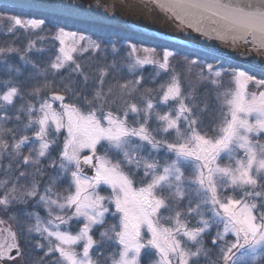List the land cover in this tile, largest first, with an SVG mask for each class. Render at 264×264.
Masks as SVG:
<instances>
[{"label":"snow or ice","instance_id":"obj_1","mask_svg":"<svg viewBox=\"0 0 264 264\" xmlns=\"http://www.w3.org/2000/svg\"><path fill=\"white\" fill-rule=\"evenodd\" d=\"M152 2L188 29L264 61V0ZM0 21L9 34L47 31L60 44L44 68L29 58L33 49L43 51L36 40L23 50L14 41L0 46V169L7 177L0 208L24 205L21 215L32 221L19 238L0 228L7 232L0 261L22 255L36 234L35 247L51 264H200L210 252L212 264H264V71L130 43L122 63L134 79L105 89L109 73L101 69L89 98L67 83L61 91L55 74L70 70L87 82L75 54L110 48L118 55L115 43L46 29L45 19L0 14ZM14 55L33 73L23 77L10 65ZM146 65L161 81H145ZM193 75L217 89L225 77L231 85L219 91L220 111L208 124L206 106L186 103L183 80ZM29 203L46 215L27 211ZM9 219L22 224L16 214Z\"/></svg>","mask_w":264,"mask_h":264},{"label":"trees","instance_id":"obj_2","mask_svg":"<svg viewBox=\"0 0 264 264\" xmlns=\"http://www.w3.org/2000/svg\"><path fill=\"white\" fill-rule=\"evenodd\" d=\"M0 14L3 15H14L19 16L22 18H32V19H45L46 20V29H55V28H64L66 31L69 32H77L81 33L83 35L91 37L93 40L101 42L103 45H109L111 43H115L117 45V48H120L122 46H127L130 43H135L142 47H154L157 48V50H161L163 48H169L174 51L180 52L182 55H189L193 58H196L197 54H199V57L202 58L204 61L209 63H214L218 65H223L224 67H227L229 65H237L238 63L219 58L217 56L195 50L189 47H185L182 45L174 44L172 42H168L159 38H155L149 35H145L142 33H138L135 31H131L128 29L112 26V25H106L102 23L97 22H91V21H85L75 18H69L65 16L60 15H54L49 13H44L40 11H33V10H25L17 7L12 6H6V5H0ZM25 30H19L15 33V35H10L7 32V25L2 23L0 21V46L4 45L5 42H15V47L20 48L23 50L25 47H27L29 40H36V47L42 48L43 50L49 49V46L46 48L47 43L54 41L52 38V34L44 31V32H38V30H34L35 33L31 34L32 32L28 33V40H25L24 35ZM37 32L39 36H45L46 38L41 41L37 38ZM58 44V43H57ZM110 49V48H108ZM46 52V50H45ZM113 55L106 56V57H99L96 55H77V62L81 64V67L84 71V73L93 81L92 84H88L84 81L83 77L79 75L78 73H71L70 70H61L60 73L55 74V84L56 87L59 88L61 91L63 90V85L65 83L69 84L73 89H79L80 92L87 95L89 98H91V95L94 92V87L96 86V80L98 78V71L101 69L104 70H113L112 67H108L112 64L113 60H116V67L120 69V67L125 66L124 64H120L116 57H114V53L111 51L109 52ZM123 54V52H119ZM32 57L34 58L35 62L41 67L44 68L47 66V64L52 60V56H49L44 59L41 63L39 52L36 53L35 49H33L32 53H30ZM125 55V54H124ZM15 56V55H14ZM16 62L21 65V73H23V77H27L30 73H33L32 67L29 68V66H25L22 63V60L19 56H15ZM4 60V59H3ZM0 59V64L4 61ZM240 65V64H239ZM243 66V65H241ZM24 67V69H23ZM115 67V68H116ZM244 68L248 69V67L243 66ZM154 69H151L149 71V68L144 70L143 75L145 77V81H150L154 78L153 72ZM254 70V69H253ZM124 71H127L124 69ZM123 71V77L117 75V73H113L112 76L107 77L105 79V82L107 84H115L117 81L123 83L124 80H131L134 79V77L131 76L126 72ZM177 71H180V68H177ZM254 72L259 75L261 72L254 70ZM13 74V72L11 73ZM22 77V78H23ZM6 78L5 73L0 74V79ZM21 78V79H22ZM157 81H161V77H158L156 79ZM227 77L224 78V83L220 89H217L216 86L210 85L206 82L198 80L194 75L188 76L183 80V88L186 94L189 95V101L199 106L197 109H204L205 106L207 107L206 112H202L201 116L204 121V124H208L211 122V118L214 116L215 113H218L220 111V103L217 100V95L219 91H222L223 89H226V83H227ZM105 83V84H106ZM22 103V101L17 102ZM22 120H24V117L22 115ZM9 127L12 126V123L8 125ZM31 135V132L27 133ZM62 141V136L60 137V140H58V144ZM28 147H25V154H27ZM53 157H58L57 151H53ZM7 163V160L5 159L4 163ZM58 162V161H57ZM52 170V169H50ZM31 172V169L28 170ZM54 171V170H52ZM187 174V173H186ZM52 175V174H51ZM6 178L5 171L1 169L0 171V180H4ZM47 179V176L45 177V180ZM62 190V189H61ZM25 208V207H23ZM18 209V208H17ZM111 219V218H110ZM108 223H113L111 220L108 221ZM99 237L97 236V239ZM208 239V238H206ZM210 246V247H209ZM209 248L212 246L209 244ZM214 257L208 256L204 258V260L200 261V264H210L215 259V253ZM210 255V254H209ZM259 264V263H258Z\"/></svg>","mask_w":264,"mask_h":264},{"label":"water","instance_id":"obj_3","mask_svg":"<svg viewBox=\"0 0 264 264\" xmlns=\"http://www.w3.org/2000/svg\"><path fill=\"white\" fill-rule=\"evenodd\" d=\"M111 3L115 7L110 0H101L99 6L94 0H0V5L128 29L264 71L260 57L239 55L214 36L188 29L162 12L152 0H111Z\"/></svg>","mask_w":264,"mask_h":264},{"label":"rangeland","instance_id":"obj_4","mask_svg":"<svg viewBox=\"0 0 264 264\" xmlns=\"http://www.w3.org/2000/svg\"><path fill=\"white\" fill-rule=\"evenodd\" d=\"M3 24H4V22L3 21H1ZM28 33L29 32H26V31H24V35H25V40L27 41L28 40ZM35 33V31H32V33L31 34H34ZM10 35H12V34H10ZM1 38V37H0ZM58 43V44H57ZM5 45V44H4ZM4 45H2V46H4ZM49 46V49L47 50V49H45L46 50V52H45V50H43L42 52H39V55H41V56H38V57H40V63L42 62V61H44V59L45 58H47V57H49V56H52V59H54V57H55V55L56 54H58V50H59V47H60V44H59V41H56V40H54V41H51V42H49V43H47V45H46V48ZM118 49H120V51L119 52H123V54H121V53H119L118 55L117 54H114V57H116V59H117V61L120 63V64H123L122 63V61L124 60V58H125V55H126V51H127V46H122V47H120V48H118ZM109 52H111V49H107V51L106 52H101V53H92L91 55H96V56H99V57H106V56H111V55H113V54H111V53H109ZM37 53V52H36ZM85 55H89L88 53H84ZM125 54V55H124ZM76 56L77 55H80V54H75ZM16 58L17 57H15V56H12V57H10L9 59H8V63L10 64V65H12L13 67H18V68H20V70H21V63L20 64H18L15 60H16ZM29 58L31 59V60H33L34 62H35V60H34V58L32 57V55H30L29 54ZM78 57H76V59H77ZM0 59H4V58H0ZM4 61V60H3ZM22 63H23V65H25V66H29V68H31L32 66L30 65V64H25L23 61H22ZM125 65V64H124ZM147 68H149V71H151V69H154L153 68V66H151V65H146V66H144V68L141 70L142 71V74H143V72H144V70H146ZM23 69H24V67H23ZM124 69H126L127 70V68H126V65L125 66H122V67H120V69L119 68H113V70H107L108 71V73H109V75L108 76H106L104 79H107V77H109V76H112L113 75V73H117V75H119V76H121L122 74H123V71H124ZM100 71L101 70H99L98 71V76H99V73H100ZM153 71V70H152ZM125 72V75H126V72L128 73V71H124ZM1 73H5V66H4V64H3V62L0 64V74ZM151 73H153V75H154V77H155V71H153V72H151ZM13 74H15L14 72H13ZM130 76H131V78H132V74H130V73H128ZM134 77V76H133ZM20 78H22V77H20ZM121 78H124L123 77V75L121 76ZM158 77H155V79H157ZM227 80H228V78H227ZM86 83H88V84H92L93 83V81L89 78L88 80H87V82ZM106 83V82H105ZM113 83H111L110 85H112ZM109 86V84H105V89H107V87ZM231 85H230V83H229V81H227V83H226V88H228V87H230ZM96 87V86H95ZM95 87H94V90H95ZM223 91V90H222ZM28 147H30V146H28ZM36 147H38V145L36 146ZM5 164H6V162H5ZM0 171H1V169H0ZM55 175V172L54 171H52V170H50V169H48V175ZM7 178V177H6ZM5 178V179H6ZM0 191H2V190H0ZM110 191V190H109ZM106 194V193H105ZM23 207H25L24 205H18V206H15L14 208H12V209H17L18 208V210L20 211V214H21V212L23 211V210H25V208H23ZM0 209H2V208H0ZM11 209V210H12ZM3 210V209H2ZM26 210L27 211H38L39 213H40V215L41 216H45L46 215V213H45V211L42 209V208H39V207H34L33 206V204L32 203H29V205H27L26 206ZM4 211V210H3ZM10 211V210H9ZM21 217L23 218L24 216H22L21 215ZM25 218V217H24ZM23 218V219H24ZM27 218V217H26ZM26 221H27V226H28V224H30V223H32V221L31 220H29L28 218L27 219H25ZM109 220H111V219H109ZM112 222H114L113 220H111ZM214 234V233H213ZM34 239H39V237L38 236H36V234H33L31 237H29V240L30 241H33V242H30V249L32 250V255L33 256H38V257H41V258H43L44 260L46 259V263L45 264H51V260H50V258L49 257H45L44 256V249H39V248H36L35 247V244H34ZM207 240V239H206ZM209 246V245H208ZM210 247V246H209ZM30 249H29V252H30ZM210 256H212V257H214V254L212 253V252H210V255H209V257ZM204 258H206V257H201V260H204ZM200 260V261H201ZM259 262H257V264H258ZM210 264H212V263H210Z\"/></svg>","mask_w":264,"mask_h":264},{"label":"flooded vegetation","instance_id":"obj_5","mask_svg":"<svg viewBox=\"0 0 264 264\" xmlns=\"http://www.w3.org/2000/svg\"><path fill=\"white\" fill-rule=\"evenodd\" d=\"M13 214H16L18 219L22 222L18 223L16 220H10L9 217L12 216ZM24 218V217H23ZM21 217L20 211L18 209H12L10 211H3L0 209V219H3L7 223L4 225H0V228H8L11 227V229L15 232H17L18 238L20 237V228L21 226L27 227V219L26 217L23 219ZM7 236V232L0 233V238H4ZM30 243L26 246L22 244V255L16 256V251L13 250L11 255L16 256L15 260H9V259H4L3 261H0V264H45L46 259L44 260L41 257L38 256H33L32 250L30 249Z\"/></svg>","mask_w":264,"mask_h":264}]
</instances>
